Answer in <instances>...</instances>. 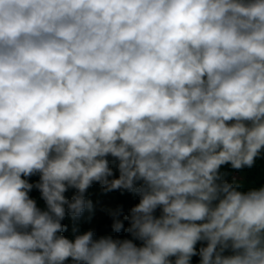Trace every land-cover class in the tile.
I'll return each mask as SVG.
<instances>
[{"label": "clouds", "instance_id": "obj_1", "mask_svg": "<svg viewBox=\"0 0 264 264\" xmlns=\"http://www.w3.org/2000/svg\"><path fill=\"white\" fill-rule=\"evenodd\" d=\"M262 155L264 0H0V264H264ZM94 182L133 239L59 234Z\"/></svg>", "mask_w": 264, "mask_h": 264}, {"label": "rangeland", "instance_id": "obj_2", "mask_svg": "<svg viewBox=\"0 0 264 264\" xmlns=\"http://www.w3.org/2000/svg\"><path fill=\"white\" fill-rule=\"evenodd\" d=\"M109 159V166L112 167L113 169V177L118 174V168L116 166V163L114 162L112 157H108ZM247 170V168H246ZM235 171H231L230 175L234 173ZM227 174H229L227 172ZM238 174V173H237ZM251 177V176H250ZM110 178V179H111ZM241 179V178H240ZM39 179L34 180L29 183H37ZM255 181L253 179H245V180H240L239 182H230L235 185H239V190L241 191H248L250 189L249 186H251ZM258 185V182H257ZM264 186V185H261ZM260 186V187H261ZM76 189H69L66 193L65 196L71 200L72 196L76 194ZM30 198L34 199L37 203V206L44 210L46 206L42 203L41 200V194L40 191L36 188H33L29 192ZM85 199L90 200L92 202V211L89 212L87 209L84 211L81 217H79L76 220H73L70 215H66L65 219L61 222L65 226V231L59 233L60 235H63L69 239L74 238V233L73 229L76 228L78 229V232L75 234H82L85 230L88 228L92 227L96 223H98L102 218H104L108 214V210L112 209L116 200V195L114 194L113 191H105L104 188L99 184V183H93L87 190L85 194ZM139 195L136 193L131 192V208L134 207L136 204L139 203ZM157 216L160 214V210L157 209L156 213ZM124 239H133L131 234L129 233L128 236L124 237ZM134 243H136L138 246L141 244L140 241L134 240ZM206 242H197L196 244V250L197 252L201 247H205ZM228 254V253H225ZM170 259H175V257H172ZM71 258H69L68 261L65 262V264H71ZM190 264H200V256L195 255L191 258Z\"/></svg>", "mask_w": 264, "mask_h": 264}, {"label": "trees", "instance_id": "obj_3", "mask_svg": "<svg viewBox=\"0 0 264 264\" xmlns=\"http://www.w3.org/2000/svg\"><path fill=\"white\" fill-rule=\"evenodd\" d=\"M119 177V172L115 176V178ZM24 178V177H22ZM29 182H32L34 180L39 179V175H33L30 177H27ZM114 194L116 195V200L114 203V206L112 209H116L117 207L122 209L121 215L119 219L123 220L124 222V229L120 232H114L112 229L113 219L109 214H107L104 218H102L98 223L93 225L92 227L88 228L84 232H87L89 230H95L94 239H98L101 236H112L114 239H124V237L128 236V232L126 229L130 226L129 221L124 220L125 216L130 215V209H131V192H128L126 190H113ZM42 203L45 205V202L41 198ZM46 206V205H45ZM83 232V233H84ZM82 233V234H83ZM73 264V262L71 263Z\"/></svg>", "mask_w": 264, "mask_h": 264}, {"label": "crops", "instance_id": "obj_4", "mask_svg": "<svg viewBox=\"0 0 264 264\" xmlns=\"http://www.w3.org/2000/svg\"><path fill=\"white\" fill-rule=\"evenodd\" d=\"M231 171H235L238 173V180L236 182H239L242 179H253L255 182L251 186H249L250 189L259 188L261 185H264V155L256 158L255 163L252 167H244L240 170H236L233 169L230 164L221 166L220 172L222 174V178L229 183L231 182L229 180ZM227 172L229 174H227Z\"/></svg>", "mask_w": 264, "mask_h": 264}, {"label": "built area", "instance_id": "obj_5", "mask_svg": "<svg viewBox=\"0 0 264 264\" xmlns=\"http://www.w3.org/2000/svg\"><path fill=\"white\" fill-rule=\"evenodd\" d=\"M229 180H230L231 182H236V181L238 180V174H237V172L232 173V174L229 176Z\"/></svg>", "mask_w": 264, "mask_h": 264}]
</instances>
